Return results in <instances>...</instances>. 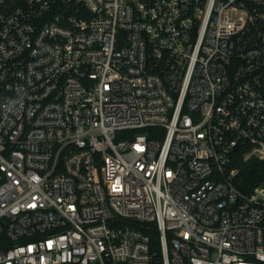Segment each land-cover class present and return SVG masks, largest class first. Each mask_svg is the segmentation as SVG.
<instances>
[{"label": "built area", "instance_id": "1", "mask_svg": "<svg viewBox=\"0 0 264 264\" xmlns=\"http://www.w3.org/2000/svg\"><path fill=\"white\" fill-rule=\"evenodd\" d=\"M251 160L264 0H0V264H264Z\"/></svg>", "mask_w": 264, "mask_h": 264}, {"label": "trees", "instance_id": "2", "mask_svg": "<svg viewBox=\"0 0 264 264\" xmlns=\"http://www.w3.org/2000/svg\"><path fill=\"white\" fill-rule=\"evenodd\" d=\"M238 162L240 164V159L238 160ZM244 169L249 171L248 176H253V178L255 179V183H257L258 181H261L264 178V163L263 162H260L258 160H251L248 164L245 165ZM152 240L153 241L158 240V233L156 232L152 233Z\"/></svg>", "mask_w": 264, "mask_h": 264}]
</instances>
